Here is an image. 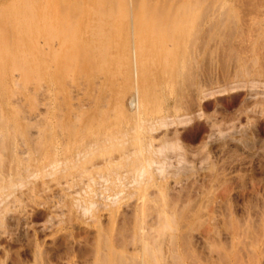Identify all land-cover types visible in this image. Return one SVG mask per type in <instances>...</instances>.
Segmentation results:
<instances>
[{"label":"rangeland","instance_id":"1","mask_svg":"<svg viewBox=\"0 0 264 264\" xmlns=\"http://www.w3.org/2000/svg\"><path fill=\"white\" fill-rule=\"evenodd\" d=\"M0 264H264V0H0Z\"/></svg>","mask_w":264,"mask_h":264},{"label":"bare ground","instance_id":"2","mask_svg":"<svg viewBox=\"0 0 264 264\" xmlns=\"http://www.w3.org/2000/svg\"><path fill=\"white\" fill-rule=\"evenodd\" d=\"M65 1V0H64ZM62 3V2H61ZM221 3V2H220ZM207 6V5H206ZM63 9V8H62ZM61 9V10H62ZM152 9V8H151ZM209 9V8H208ZM157 11V10H156ZM62 12V11H61ZM115 12V11H114ZM199 23V22H198ZM157 26H158V24H157ZM165 33V32H164ZM69 80V79H68ZM18 83V82H17ZM16 83V84H17ZM58 108V107H57ZM47 110V109H46ZM75 119H76V117H75ZM73 126V125H72ZM141 127V126H140ZM139 127V128H140ZM99 133V132H98ZM93 137H94V135H93ZM6 145V144H5ZM171 146V145H170ZM37 147V146H36ZM53 147V146H52ZM172 147V146H171ZM99 150V149H98ZM102 153V152H101ZM104 153V152H103ZM159 153H161V152H159ZM24 154V153H23ZM152 154V153H151ZM153 162V161H152ZM152 162H149V160H143V161H141V162H133L134 163V165H135V168H136V170H138L140 173H142L143 171H145L146 169H148L149 168V166H151L152 165ZM185 165V164H184ZM162 166V165H161ZM188 166V165H187ZM161 168L162 167H160V171H162L161 170ZM111 174H113V173H111ZM94 179V178H93ZM69 190V189H68ZM78 193V192H77ZM113 198H114V196H113ZM10 199V198H9ZM107 200V199H106ZM2 202V201H1ZM78 202H79V200H78ZM182 209V208H181ZM174 247V246H173ZM102 258V257H101Z\"/></svg>","mask_w":264,"mask_h":264}]
</instances>
